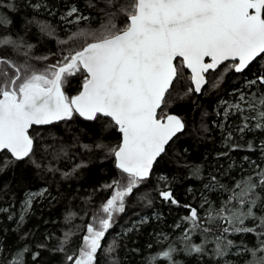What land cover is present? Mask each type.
<instances>
[{
  "label": "snow or ice",
  "instance_id": "1",
  "mask_svg": "<svg viewBox=\"0 0 264 264\" xmlns=\"http://www.w3.org/2000/svg\"><path fill=\"white\" fill-rule=\"evenodd\" d=\"M105 5L108 23L102 26L103 31L80 29L67 39H59L60 45L80 37L86 42L79 50L69 49L55 63L41 68L35 62L43 63L49 56L33 55L35 46L22 37L0 34V49H10L22 57L17 60L0 56V154H4L0 171L17 162L41 167L34 159L35 138L30 134L34 126L70 121L78 115L87 121L105 120L108 127L120 134V143L109 149L120 173L105 185L112 195L85 226L79 247L65 255V264H99L100 256L111 257L115 252V242L107 247L102 245L106 233L115 224V215L125 212L126 200L149 178L166 145L174 138L179 139L178 134L185 130L181 117L162 114V105L167 107L172 98L174 81L183 78L185 70L190 71L188 79L194 85L188 93H201L209 82L205 74L210 70L219 69L212 84L218 87L228 72L243 76L254 62L258 72L245 81V87L264 86V63H261L264 61V0H105ZM2 6L16 10L14 3H0ZM31 7L40 9L42 5L32 3ZM77 13L78 9L72 7L61 19L77 24L88 19L82 15H76L74 21L68 19ZM120 17H123L122 26L116 23ZM9 23L7 17L0 15V28ZM29 23H36L41 33L55 35V28L47 22ZM78 73L83 77L82 88L77 95L69 97L63 87L69 77ZM237 114L241 123L235 131L241 135L254 130L264 133V88L259 89V94L253 92L251 99L241 91L238 102L224 110L226 120ZM232 140L233 133L228 132L226 147L230 151L241 148ZM247 148L252 150L253 145L248 143ZM261 151L264 153V143ZM219 155L227 156L228 152ZM256 168L260 170L232 185L210 176L204 188L227 195L215 207L205 198L200 205L201 208L208 205L203 218L197 208L183 205L189 209L183 218L190 225L189 231H199L204 236L202 243L193 244L185 232L188 255H204L207 245L214 243L212 253L218 258L216 264H233L225 258L241 252L250 256L246 264H264V168L258 164ZM200 173V168L193 169L197 178ZM46 191L28 193L23 212L27 213L33 200ZM159 195L164 201L179 204L171 191ZM24 218L22 214L19 220ZM241 233L255 234L258 244L249 248L243 242L237 245L229 239V234ZM74 234L65 232L56 250L65 252ZM28 251L24 248L16 252L8 264H25L24 254ZM176 251L169 245L167 250L151 257L148 264H155L161 257L168 264H177L173 259ZM38 256V252L34 253L32 259ZM112 264H116L114 259Z\"/></svg>",
  "mask_w": 264,
  "mask_h": 264
},
{
  "label": "trees",
  "instance_id": "2",
  "mask_svg": "<svg viewBox=\"0 0 264 264\" xmlns=\"http://www.w3.org/2000/svg\"><path fill=\"white\" fill-rule=\"evenodd\" d=\"M0 3L16 5L15 11L6 6L0 7V15L11 21L0 28V34L22 37L35 46L33 55L53 56L52 60L61 58L70 46L60 45L59 39H67L80 29L99 31L108 23L105 0H0ZM32 3H41L42 7L34 9ZM72 7L78 9L77 14L88 19L81 20L79 24L62 20L61 17ZM73 16L68 19L72 20ZM33 20L49 23L55 28V35L41 33L36 23H29ZM122 20L123 17L116 20L118 26H122ZM80 39L85 44V38ZM75 40H71L73 44ZM87 42H90V38ZM0 56L22 60L10 49H0ZM218 72L219 69L207 73L209 82L201 93L193 91L185 95L184 92L190 87L194 88L186 74L189 72L185 71L183 78L174 81L172 98L167 107L162 106V114L181 117L185 130L178 134L179 139L174 138L168 144L165 153L155 162L149 178L129 197L127 212L116 220H120V227L115 226L102 241L103 247L115 242V252L111 257L98 254L99 264H112V259L116 264H148L151 257L167 250L169 245L177 249L173 253L177 264H216L218 258L212 253L214 243L207 245L204 255H188L185 251L188 243L185 232H188L193 244L202 243L204 236L199 231H189L190 225L183 219L189 214V209L183 205L197 208L203 218L208 205L204 208L200 205L205 198L215 207L227 195L204 188L210 176H216L225 185H232L243 176L259 171L257 164L264 168V153L261 151L264 133L254 130L241 135L235 131L241 123L239 115H230L227 120L223 117L226 104L236 100L240 90L251 99L253 92L259 94V89L264 88L245 87V81L254 78L258 72V65L254 62L243 76L230 71L223 76L218 87H213ZM66 86L69 93L75 95L81 90V79L77 75L72 76ZM228 132L233 133L231 142L240 144L241 148L230 151L226 147ZM30 134L35 138L34 159L41 167L37 168L30 162H17L0 171V264H8L15 253L24 248L29 250L24 254L25 264H65V255L79 247L85 226L98 213L102 202L111 196L110 189L105 185L120 175L114 157L109 154V149L120 143V134L108 127L105 120L87 121L78 115L70 121L34 126ZM248 143L253 145L252 150H248ZM222 152H228V155H219ZM6 155L11 158L10 154ZM3 159L4 154H0V161ZM49 168L53 170L49 171ZM195 168L201 169L200 178L193 175ZM155 174L161 176L162 181H157ZM164 187L172 192L178 205L160 197L159 191ZM42 189H47L46 193L33 200L31 209L20 221L26 194ZM143 189V192L149 190L151 199H142L141 196V199H137ZM141 214L148 218L133 227V231H126ZM65 232L75 234L65 246V252H60L56 249ZM229 239H233L237 245L243 242L249 248L258 244L255 234L250 233L229 234ZM37 252L39 256L33 260L32 256ZM235 252L236 249H233ZM225 259H230L233 264H246L250 256L241 252L239 255L230 254ZM155 264H168V261L161 257Z\"/></svg>",
  "mask_w": 264,
  "mask_h": 264
},
{
  "label": "rangeland",
  "instance_id": "3",
  "mask_svg": "<svg viewBox=\"0 0 264 264\" xmlns=\"http://www.w3.org/2000/svg\"><path fill=\"white\" fill-rule=\"evenodd\" d=\"M77 15H81V14H77ZM76 16V15H75ZM75 16H73V18H72V20L74 21L75 20ZM99 31H103V28L102 29H99ZM98 30H97V32H99ZM46 35V34H45ZM73 41V40H72ZM72 41H69V43L68 44H70V46L66 49V51L67 50H79L83 45H84V43H82L81 42V39L80 38H77L76 40H75V42H74V44L72 43ZM78 42V43H77ZM66 51H64L65 52V54H66ZM53 59V56H49V60H47V61H44L43 63H41V62H35V64H36V67L37 68H41V67H43L45 64H49V63H52V62H54L55 60H52ZM186 72H188L187 70H185ZM185 71H184V73H185ZM183 73V74H184ZM187 74V77H189L190 76V74L189 73H186ZM77 76H79V78L81 79V83H82V81H83V77L78 73V74H76ZM70 78V77H69ZM68 78V79H69ZM68 81V80H67ZM67 85V83L64 85V87H67L66 86ZM240 92H241V90H240ZM240 92H239V94H240ZM184 93H188V91H185ZM65 94L67 95V96H69V97H72V96H74V95H72V94H70L69 93V91L67 90V88H65ZM239 94H238V96H237V99L236 100H232V101H229L227 104H226V107H225V109L227 108V106L229 105V104H232V103H236V102H238V99H239ZM166 114H168V113H164V115H166ZM223 117H224V113H223ZM115 146H117V145H114V146H112V147H115ZM156 175V174H155ZM155 179L157 180V181H162V177L161 176H159V175H156V177H155ZM164 180V179H163ZM142 186V185H141ZM146 189V188H145ZM42 190H44V189H42ZM42 190H39V191H33V192H40V191H42ZM160 189H158V191H159ZM110 191H111V195H112V190L110 189ZM144 191V189L143 190H141V192H140V195H138V197L139 198H137V199H141L140 198V196L141 197H143L142 199H144L145 197H147L148 199H151V197L150 196H148V192H149V190H148V192H143ZM162 191H169V190H166V188L164 187L163 189H161L159 192H162ZM30 193V192H29ZM28 194V193H27ZM27 194H26V196H25V199H26V197H27ZM25 199H24V201H25ZM129 200V198L126 200V207H125V212L124 213H120V214H116L115 215V224H114V226H113V228H115V226H118L119 225V227H120V220L117 222L116 220H117V218L119 217V216H121V215H123V214H125L127 211H126V209H127V206L130 204V202L128 201ZM105 202V201H104ZM104 202H102V204L104 203ZM23 204H24V202L22 203V209H21V215L23 214H25L24 212H23ZM101 204V205H102ZM148 218V216L147 215H144V214H141V215H139L136 219H134L133 221H132V223H131V225L129 226V227H127L125 230L127 231L129 228H133V227H135L136 225H138L139 223H141L142 221H145L146 219ZM117 223H119V224H117ZM112 228V229H113ZM112 229H110V230H112ZM109 230V231H110Z\"/></svg>",
  "mask_w": 264,
  "mask_h": 264
},
{
  "label": "water",
  "instance_id": "4",
  "mask_svg": "<svg viewBox=\"0 0 264 264\" xmlns=\"http://www.w3.org/2000/svg\"><path fill=\"white\" fill-rule=\"evenodd\" d=\"M187 71L190 73L189 70H187ZM205 75H206V78H207V73H206ZM205 85H206V84H205ZM205 85H204V86H205ZM193 86H194V85H193ZM203 88H204V87H203ZM203 88H202V89H203ZM76 95H77V94H76ZM74 96H75V95H74ZM162 106H163V105H162ZM158 113H159V110H158ZM81 118H82V117H81ZM83 119H84V118H83ZM30 131H31V129H30ZM170 142H171V141H170ZM170 142H169V143H170ZM167 146H168V145H166V147H167ZM158 158H159V157H158ZM158 158H157V159H158ZM154 164H155V163H154ZM154 164H153V167H154ZM151 172H152V171H151ZM150 174H151V173H150Z\"/></svg>",
  "mask_w": 264,
  "mask_h": 264
},
{
  "label": "flooded vegetation",
  "instance_id": "5",
  "mask_svg": "<svg viewBox=\"0 0 264 264\" xmlns=\"http://www.w3.org/2000/svg\"><path fill=\"white\" fill-rule=\"evenodd\" d=\"M65 88H67V87H63V91L65 92Z\"/></svg>",
  "mask_w": 264,
  "mask_h": 264
}]
</instances>
